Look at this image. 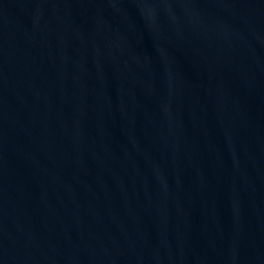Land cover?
<instances>
[{"label": "water", "instance_id": "water-1", "mask_svg": "<svg viewBox=\"0 0 264 264\" xmlns=\"http://www.w3.org/2000/svg\"><path fill=\"white\" fill-rule=\"evenodd\" d=\"M0 264H264V0H0Z\"/></svg>", "mask_w": 264, "mask_h": 264}]
</instances>
